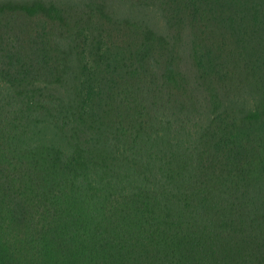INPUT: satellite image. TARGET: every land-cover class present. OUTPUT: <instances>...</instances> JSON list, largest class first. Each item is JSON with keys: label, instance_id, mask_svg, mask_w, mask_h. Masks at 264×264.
Instances as JSON below:
<instances>
[{"label": "trees", "instance_id": "16d2710c", "mask_svg": "<svg viewBox=\"0 0 264 264\" xmlns=\"http://www.w3.org/2000/svg\"><path fill=\"white\" fill-rule=\"evenodd\" d=\"M97 7L0 1V264H264V0Z\"/></svg>", "mask_w": 264, "mask_h": 264}, {"label": "rangeland", "instance_id": "374dc122", "mask_svg": "<svg viewBox=\"0 0 264 264\" xmlns=\"http://www.w3.org/2000/svg\"><path fill=\"white\" fill-rule=\"evenodd\" d=\"M0 1H5V0H0ZM41 1L45 3L54 2L69 13L67 14L71 18V20L68 21V24L72 25V29L70 31L66 32L65 30H63L62 27L59 28L48 27L47 22L40 23L38 25V29L42 28L46 34L52 35L59 45L65 44V41L68 38H73L74 36L71 37V34H74L75 30H81L84 34L83 36H88L90 34L89 33L90 30L97 27V21H101L103 19V18L99 19L98 17L99 11L96 10L98 9L97 6H99L101 9H104L106 8L107 4L110 1V7L113 13L115 14L114 18H116L115 20H119V0H93L95 6H92L91 9L85 8V5H88L91 0H41ZM72 9H75L76 12L73 13ZM77 15L83 21H78L76 19ZM118 37H119V30L117 29L115 32L112 33V41L118 43ZM85 55L88 56V54ZM74 62L75 60L72 61L70 64ZM184 72L186 73L187 76L190 77L192 76L191 72L186 67H184Z\"/></svg>", "mask_w": 264, "mask_h": 264}]
</instances>
